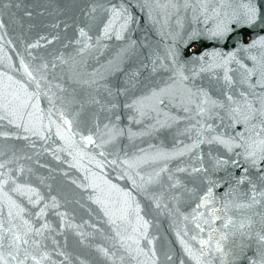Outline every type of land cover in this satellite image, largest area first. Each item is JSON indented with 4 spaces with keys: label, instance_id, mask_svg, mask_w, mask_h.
Wrapping results in <instances>:
<instances>
[{
    "label": "snow or ice",
    "instance_id": "snow-or-ice-1",
    "mask_svg": "<svg viewBox=\"0 0 264 264\" xmlns=\"http://www.w3.org/2000/svg\"><path fill=\"white\" fill-rule=\"evenodd\" d=\"M14 6L0 0V17L11 18ZM189 8L190 31L180 15ZM80 15L69 41L78 47L53 61L75 67L114 39L107 72L123 73L110 85L100 82L104 75L83 79L73 71L68 79L96 90L86 100L53 83L49 69L57 64L32 51L39 40L17 52L18 67L0 45V122L15 128L0 131V264H91L66 250L69 231L96 253L95 264H264V0H91ZM173 15L180 27L165 31ZM193 45L202 50L188 55ZM125 112L143 125L139 131L121 126ZM163 132L171 147L161 140L130 154L121 144L125 135ZM47 155L82 178L42 163ZM72 204L89 218L77 222ZM161 214L171 220L179 254L157 248L149 216Z\"/></svg>",
    "mask_w": 264,
    "mask_h": 264
},
{
    "label": "water",
    "instance_id": "water-1",
    "mask_svg": "<svg viewBox=\"0 0 264 264\" xmlns=\"http://www.w3.org/2000/svg\"><path fill=\"white\" fill-rule=\"evenodd\" d=\"M89 2H91V0H12L13 5L19 4L20 7L16 8L14 6L10 10L12 13L11 18L7 13L0 17L7 25L5 29H0V36L3 37V39H0V45H3L4 53L11 56L13 63L17 67L19 66V57L17 56V52L24 54L25 45L27 43H35L37 40L40 41V45L38 48L32 49L33 53L37 56H42L49 61H53V57L59 56L61 53H65V56L72 54L75 48L78 47L75 44L69 43L70 40H75L78 35L74 21L82 20L80 9L85 7V4ZM190 2L192 4H199L200 0H190ZM217 2L218 0H208L209 4H215ZM26 12H31L32 15L28 16L25 14ZM180 15L185 30L190 31L191 28L196 27L195 22L192 20L191 8L188 9L187 13L181 9ZM105 20L106 18L101 15L100 19L97 20L92 29L91 34L93 36H95L98 31L102 30ZM65 23L70 25L67 29L64 27ZM57 24L58 27L56 26ZM202 26L201 20V27ZM179 27L180 25L177 24V17L173 15L168 24L165 25V31L169 28L172 30H178ZM140 35H142V33L138 32L137 36ZM41 37H44L45 39H41ZM53 37H58V39L53 40ZM152 39L153 41H159L160 37L153 32ZM8 41H11L12 43H8ZM104 43L108 44L109 47L93 49L82 54V59L81 57L77 58L79 62L75 67H70L69 64H61L58 60L53 61L57 64V67L54 70L51 68L49 69L50 78L55 77V79H53V83H63L65 87L68 88L69 92H71L74 88L79 97L85 100L88 98L89 94L95 95L96 90L94 88H89L87 85L74 83L71 79H68L73 71L79 73L83 79H90L94 78V76L98 77L99 75H104L106 79L100 81L101 83H108L110 85L121 83L123 73L118 72L115 75H108L107 72V62L115 55L118 48V42L113 39L112 41H104ZM65 45H67V47H65ZM160 46L162 50V42ZM200 50H202L201 46L193 45L188 50V55H191L193 51ZM26 59H30V57H26ZM132 66L133 65L131 64L128 65V67ZM0 70H6V65L0 64ZM127 70L128 68L125 69V71ZM145 75H147V73H145ZM105 96L106 93L101 91V98ZM121 100H123V97H121ZM43 106L47 107L46 100L43 102ZM121 111L123 112L122 109ZM121 126L124 127L125 130H127L128 127H131L133 131H139L143 127V125H137L129 122L126 112L122 116ZM0 131H15V128L8 126L6 122H0ZM4 140V137H0V143H3ZM161 140H164L167 147H171L173 144L171 134L168 132H163L158 137L138 136L131 140L127 135H125L121 138V144L126 145V150L131 154L136 151L137 148L146 147L148 144H159ZM9 142L16 143L18 146L21 143L20 141H16L15 138H11ZM41 162H46L54 167L58 166L62 170H66L70 177L79 179L83 176L79 170L71 168L68 164L55 161L50 155L42 157ZM40 173L46 175L47 169H40ZM57 177L58 180L63 182L65 185L70 184V181L63 175L62 172L57 173ZM112 177H115L114 172L112 173ZM31 180L33 184H39L36 176H33ZM118 182L123 183L122 181ZM71 187L75 188L74 185H71ZM77 191L80 192L79 189H77ZM220 191H223V189ZM81 195L86 201L87 192H81ZM92 207L95 208L96 206L92 205ZM72 208L77 209V222L81 219L87 220L89 218L85 209L80 208L76 204L69 206V210ZM185 210L187 211L190 209ZM92 219L94 221L95 217ZM149 219L153 220L151 225L152 234L158 236V240L156 242L157 248L159 249L161 246L167 247L170 245L179 254L180 245L176 240L170 218L161 214L155 218L150 215ZM59 239L63 245L64 238L60 237ZM66 250L72 254L73 260H75L77 256H81L82 258L89 260L91 264H95L97 260L96 253L94 251H90L89 249L78 245L77 238L71 231L68 232Z\"/></svg>",
    "mask_w": 264,
    "mask_h": 264
}]
</instances>
